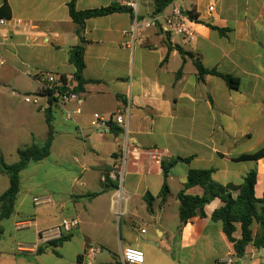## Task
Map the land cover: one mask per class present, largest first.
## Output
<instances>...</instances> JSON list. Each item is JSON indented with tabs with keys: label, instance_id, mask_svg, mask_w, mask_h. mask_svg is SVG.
Instances as JSON below:
<instances>
[{
	"label": "crops",
	"instance_id": "0c3cea01",
	"mask_svg": "<svg viewBox=\"0 0 264 264\" xmlns=\"http://www.w3.org/2000/svg\"><path fill=\"white\" fill-rule=\"evenodd\" d=\"M70 1L0 0V9L7 4L11 13L3 32L9 37L0 43L5 62L0 65V159L14 164L19 149L33 139H47L46 75L65 77L69 89L66 99L62 95L53 105L58 134L50 156L22 172L15 211L0 222V264H81L88 241L102 247L96 264L117 263L125 248L142 250L144 264H224L228 257L233 264H264V254L253 246L239 258L222 223L212 220L224 205L221 199L182 229L168 213L170 201L180 207L178 194L190 170H212V180L220 185H241L256 170L255 196H264V157L239 159L264 148V0H176L159 16L154 15L156 0H135L133 13L86 20L83 77L90 82L79 93L72 92L76 68L70 50L79 38ZM124 1L77 0L76 9L128 7ZM176 6L196 15L195 41L162 34V16ZM136 18L158 20L143 33L142 43L126 46L133 42L125 31ZM197 61L217 75L200 77ZM222 76L238 79L239 87L230 88ZM78 108L81 114L74 113ZM118 111L125 112L132 144L162 154L159 162L130 159L122 189L106 188L103 175L120 157L125 136L113 131L119 128L115 122L109 128L92 125L94 114ZM176 158L190 160L176 162L165 179L162 164ZM165 181L170 192L162 205ZM9 187L0 170V196ZM89 193L99 195L83 198ZM186 193L202 196L204 188ZM148 194L155 198L152 217L142 220L143 226L135 224L138 230L123 227V216L149 212ZM36 198L47 201L37 205ZM63 218L79 219V227L63 242L46 239L43 233ZM234 237H241L240 223Z\"/></svg>",
	"mask_w": 264,
	"mask_h": 264
},
{
	"label": "trees",
	"instance_id": "16d2710c",
	"mask_svg": "<svg viewBox=\"0 0 264 264\" xmlns=\"http://www.w3.org/2000/svg\"><path fill=\"white\" fill-rule=\"evenodd\" d=\"M76 1L71 0L69 3L70 16L75 24V32L79 38L77 45L70 50V62L75 66L76 72L74 74V86L72 92H80L84 89V86L90 81H87L83 77V70L85 68L84 52L86 40L84 39L83 32L85 29V22L88 19L106 16L112 13L120 12L122 10H128L133 13V8L122 7L119 5H112L106 8L92 9L86 11H78L76 9ZM176 0H156L155 1V16L161 15L170 5ZM188 15L196 20V15L189 11ZM11 16L9 7L5 4L0 9V18H9ZM223 32V30L218 29ZM196 66L199 72V76L203 77L205 74H216L215 71L205 70L202 64L197 61ZM227 82L228 86L232 89L239 87L240 81L231 76H222ZM64 86L55 88V91L47 94L49 106L45 110L46 121L49 127V133L47 139L43 142H39L33 139L32 143L24 148L18 150L19 161L14 164H7L3 158L0 159V170L3 174L7 175L10 179L9 189L0 196V222L9 218L15 211V205L17 198L21 190V174L26 170L30 164L36 163L47 159L51 154V147L58 132L55 127V116L53 112V105L62 95H67L69 89L65 87L67 81L65 77L61 78ZM71 87V86H70ZM59 96H56V94ZM118 135L121 132L120 128L113 129ZM264 157V148L252 155H245L240 157V160H259ZM190 159L176 158L168 164H162L163 175L165 179L168 177L169 168L178 161L188 162ZM109 171H106L104 175L107 176L104 186L106 188H117V183H114L108 176ZM257 183V172L252 170L246 177L245 181L241 185H220L212 180V170H190L185 184V189L180 191L178 199L180 202L179 207V219L180 227L187 224V222L196 216L205 217V207L210 204L214 199L219 198L224 202V205L215 210L212 215V220L215 222H221L223 225L224 233L231 243L234 245V249L239 258L245 255L246 248L253 246L257 250L264 249V196L258 199L255 196V185ZM201 186L204 188V194L202 196H191L186 193V189ZM169 187L165 181L159 195L161 204L163 205L168 200ZM99 193H89L83 198L91 199L95 198ZM147 208L150 213H154L153 202L155 198L148 194L146 196ZM241 225V237L235 238L236 224ZM257 225V230H254V226ZM1 233V230H0ZM67 238L60 239L59 242L65 241ZM56 245V243H53ZM118 264V263H114Z\"/></svg>",
	"mask_w": 264,
	"mask_h": 264
},
{
	"label": "built area",
	"instance_id": "2783aa9c",
	"mask_svg": "<svg viewBox=\"0 0 264 264\" xmlns=\"http://www.w3.org/2000/svg\"><path fill=\"white\" fill-rule=\"evenodd\" d=\"M129 7L136 9L137 3L135 0H125L124 1ZM209 11H214V6L211 5L209 7ZM162 24H161V32L163 35H177L181 37L186 42H193L197 37V32L195 31L193 25L196 22L195 19H192L187 12L183 10V8L176 6L173 10L166 15L162 16ZM157 18L139 20L135 19L132 26L125 31V35L131 37V43H124L126 46L133 47L135 43L143 42V33L151 28L157 22ZM9 20L7 18H0V43L3 40H6L9 37V34H3L4 31L7 30ZM5 62L0 59V65H3ZM47 79V87L44 89V92L48 94L49 92L55 91V88L60 86V84H64L62 79H58L55 74L48 73L46 75ZM66 99V96L63 95ZM26 101H30L29 98ZM127 111H129L127 109ZM76 114H81V109L78 108L75 110ZM66 116L69 120L73 119V113L67 111ZM115 122L116 125L122 130L124 134V141L122 146V151L120 157L116 160V163L113 165L112 169L109 171L108 176L114 182L117 183L118 189H122V185L124 183V178L128 170V165L130 159H134L135 161H140L142 156H146L150 159V161L156 160L161 161L162 154L158 153L155 150H142L132 144L128 137V123L127 118L124 111H118L114 115L105 116L99 113L93 115L92 125L95 127L101 128H109L110 123ZM107 179L106 175H103V181L105 182ZM117 193V199L121 200L122 194L120 190ZM35 203L38 205L47 200H43L40 198H36ZM79 227V219L77 218H63L61 223L43 233V236L47 239L49 237H56L59 240L66 238L71 235L74 229ZM144 232V231H143ZM102 252V247L95 241H88L86 243L84 252L80 257L81 264H96V259L98 255ZM233 259L228 257L224 259V264H233ZM118 264H144L145 263V253L137 248H125L120 252V258L117 262Z\"/></svg>",
	"mask_w": 264,
	"mask_h": 264
},
{
	"label": "rangeland",
	"instance_id": "374dc122",
	"mask_svg": "<svg viewBox=\"0 0 264 264\" xmlns=\"http://www.w3.org/2000/svg\"><path fill=\"white\" fill-rule=\"evenodd\" d=\"M168 213L169 215L172 217V224H175V220H173V218L177 217L176 223L180 222L179 219V206L178 204H175V201H170V206L168 207ZM151 213L147 212L146 210L142 211H137L135 214L129 215L127 214V216H123V221H122V225L123 227L126 224H129L133 230H138L137 227H133L135 226V224H139L141 226H143V221L144 219H150ZM150 230V232L152 234H154V230L153 228H148ZM119 233H121V224L119 225ZM105 254V252H104Z\"/></svg>",
	"mask_w": 264,
	"mask_h": 264
},
{
	"label": "water",
	"instance_id": "95a60500",
	"mask_svg": "<svg viewBox=\"0 0 264 264\" xmlns=\"http://www.w3.org/2000/svg\"><path fill=\"white\" fill-rule=\"evenodd\" d=\"M56 96H59V94L57 93ZM260 251L264 254V249H261Z\"/></svg>",
	"mask_w": 264,
	"mask_h": 264
}]
</instances>
